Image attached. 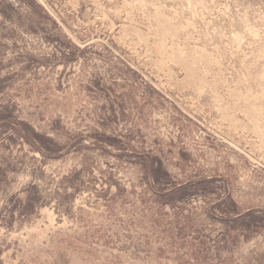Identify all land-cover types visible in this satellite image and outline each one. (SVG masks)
Returning a JSON list of instances; mask_svg holds the SVG:
<instances>
[{
    "label": "rangeland",
    "instance_id": "1",
    "mask_svg": "<svg viewBox=\"0 0 264 264\" xmlns=\"http://www.w3.org/2000/svg\"><path fill=\"white\" fill-rule=\"evenodd\" d=\"M0 264H264V0H0Z\"/></svg>",
    "mask_w": 264,
    "mask_h": 264
}]
</instances>
